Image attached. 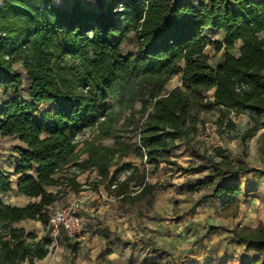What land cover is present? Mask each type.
Here are the masks:
<instances>
[{
    "label": "trees",
    "instance_id": "16d2710c",
    "mask_svg": "<svg viewBox=\"0 0 264 264\" xmlns=\"http://www.w3.org/2000/svg\"><path fill=\"white\" fill-rule=\"evenodd\" d=\"M204 33L222 35L212 42L221 51L214 66L204 53ZM130 34L136 48L124 54ZM175 76L185 89L166 90ZM0 90V133L20 136L12 147L16 187L0 173V264H34L49 254L52 240L15 225L31 220L47 227L49 206L68 191L86 189L76 180L79 173L97 171L95 185L133 205L157 188L147 181L149 173L161 163L176 165L167 154L190 134L194 112L264 113V0H106L97 9L78 0L70 6L2 0ZM42 105L53 109L40 110ZM86 128L97 134L78 148L77 136ZM105 139L111 144L97 143ZM196 157L218 178L208 183L211 195L225 196L224 216H235L241 185L222 182L255 170L242 160L232 165ZM11 191L29 201L5 204L1 196ZM232 239L256 256L217 264H264V225L235 228Z\"/></svg>",
    "mask_w": 264,
    "mask_h": 264
},
{
    "label": "rangeland",
    "instance_id": "374dc122",
    "mask_svg": "<svg viewBox=\"0 0 264 264\" xmlns=\"http://www.w3.org/2000/svg\"><path fill=\"white\" fill-rule=\"evenodd\" d=\"M73 1L55 0V4L70 6ZM78 1L82 6L95 9L106 2ZM200 1L204 0H194ZM204 34L209 37L204 53L209 58L208 63L214 66L220 60L221 51L214 50L215 36ZM135 48L134 36L130 34L121 51L126 54ZM176 86L185 89L179 76L172 78L165 89ZM211 93L207 92L206 98H210ZM50 106L42 105L40 110ZM189 125L188 137L176 141L174 149L167 154L176 165L161 163L157 171L149 173L147 181L157 183V188L133 205L121 203L103 184L95 185L93 181L99 178L97 171L87 170L77 175L76 180L86 189L79 193L68 191L54 204L57 208L75 207L84 229L80 237H69L71 247L67 249L74 254L75 262L87 264L95 248L108 253L111 250L109 240L121 241V260L130 258L131 262L138 255H142L143 263L151 264H217L226 258L248 261L256 256L252 250L233 241L232 231L241 226L264 225V113L256 116L247 111L221 112L212 107L194 112ZM96 134L94 128L82 130L77 136L81 142L78 148L83 146L82 141L91 140ZM111 142V139L97 141L103 145ZM197 153L215 161L228 159L232 165L242 160L255 170L226 175L222 182L241 185L242 196L235 216H224L221 206L225 196L211 195L213 186L208 182L217 183L218 178L210 170L203 169ZM85 157L86 154H82L77 162ZM121 162L137 161L124 158ZM118 176L121 179V172ZM209 195L211 197L207 198ZM1 200L14 205H25L29 201L15 191L3 194ZM15 226L23 227L37 238L46 235L52 242L57 241L59 247L60 241L65 243L63 234L50 237L47 227L40 222L24 220ZM155 257H159L156 263L153 262Z\"/></svg>",
    "mask_w": 264,
    "mask_h": 264
},
{
    "label": "crops",
    "instance_id": "0c3cea01",
    "mask_svg": "<svg viewBox=\"0 0 264 264\" xmlns=\"http://www.w3.org/2000/svg\"><path fill=\"white\" fill-rule=\"evenodd\" d=\"M184 1L198 3V2H194V0H184ZM205 1L206 0H204L203 2ZM215 39L221 40L222 35L220 33L215 34ZM15 67L18 69H22L20 63H17ZM1 93L2 91L0 90V95ZM49 109H53L52 106H50ZM18 144H20L19 136H3L0 133V173L4 175H8L12 179L13 178L16 179V177L14 176V169L16 167V162L14 159L15 153L13 152L12 147ZM15 187L16 186L14 184V188ZM18 228H23V227H18ZM57 243H58L57 241L52 242L49 254L41 260H35L34 264H81L80 262L78 263L74 261V254H71L69 252L66 243L60 241L61 243L60 247ZM69 243H71V239H69ZM104 243L106 242L104 241ZM108 243H109V248L111 250L108 253H105L103 251H100L99 248L93 249L89 254L90 261L87 264H151V262L143 263L142 255H138L132 262L130 261L131 260L130 258H127L126 260L125 259L121 260V241L115 242L113 240H109ZM144 258L147 259V257ZM158 261H159V257L158 258L155 257V259L153 260L154 263ZM21 264H30V263L29 261H24Z\"/></svg>",
    "mask_w": 264,
    "mask_h": 264
},
{
    "label": "built area",
    "instance_id": "2783aa9c",
    "mask_svg": "<svg viewBox=\"0 0 264 264\" xmlns=\"http://www.w3.org/2000/svg\"><path fill=\"white\" fill-rule=\"evenodd\" d=\"M49 223L47 225V232L50 237H57L61 231H64L69 237H80L84 229L81 228V222L75 207L57 208L49 206Z\"/></svg>",
    "mask_w": 264,
    "mask_h": 264
},
{
    "label": "water",
    "instance_id": "95a60500",
    "mask_svg": "<svg viewBox=\"0 0 264 264\" xmlns=\"http://www.w3.org/2000/svg\"><path fill=\"white\" fill-rule=\"evenodd\" d=\"M19 138H20V136H19Z\"/></svg>",
    "mask_w": 264,
    "mask_h": 264
}]
</instances>
